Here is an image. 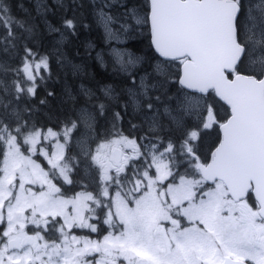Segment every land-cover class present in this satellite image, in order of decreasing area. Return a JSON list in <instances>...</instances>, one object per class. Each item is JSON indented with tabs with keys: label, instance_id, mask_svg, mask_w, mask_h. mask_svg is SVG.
I'll use <instances>...</instances> for the list:
<instances>
[{
	"label": "snow or ice",
	"instance_id": "obj_1",
	"mask_svg": "<svg viewBox=\"0 0 264 264\" xmlns=\"http://www.w3.org/2000/svg\"><path fill=\"white\" fill-rule=\"evenodd\" d=\"M56 7L64 9L63 0ZM67 7L79 5L73 0ZM104 7L97 18L110 39L146 28L162 58L137 82L129 70L139 58L117 52L131 87L98 89L104 100H122L124 111L143 114L150 135L140 140L147 143L118 131L93 153L81 141L85 163L97 170V190L66 196L58 181L72 184L76 167L66 147L81 124L92 132L105 104L93 109L95 116L81 109L60 132L30 124L19 101L36 94V73L48 64L46 58L34 63L25 47L17 79L0 82V264H264V0L247 10L244 0H144L139 7L125 4L118 18ZM48 11L37 4L38 13ZM0 26L5 56L24 38L19 30H34L14 19L4 0ZM79 26L72 14L63 18V31L49 30L63 39ZM170 83L180 85L175 97L168 96ZM82 93L96 99L92 89ZM215 129L218 142L202 158V142ZM49 138L56 140L51 153L40 147ZM37 153L48 170L33 159ZM98 211L111 229L102 240L72 234L74 228L98 233Z\"/></svg>",
	"mask_w": 264,
	"mask_h": 264
},
{
	"label": "trees",
	"instance_id": "obj_2",
	"mask_svg": "<svg viewBox=\"0 0 264 264\" xmlns=\"http://www.w3.org/2000/svg\"><path fill=\"white\" fill-rule=\"evenodd\" d=\"M36 1H43V4L48 6L49 11L46 14L43 12L38 13ZM98 1L101 2V0H74V3L79 5V7L69 11L67 6L73 3V0H63L64 9L56 7L61 0H4L10 9V15L16 20L28 21L34 25V30L31 33H23L22 29L19 30V34L24 38L15 41L16 49L10 51L7 56L0 51V60L8 64L6 75L3 74L2 76L6 80L7 78L9 80L17 79L14 70L22 67L25 47L32 49L35 54L31 58L34 63H38L41 58L47 59L48 67L41 68L36 73V94L34 96H24L19 101L21 109L29 110L24 113L25 118L36 128L62 130L68 121L77 120L81 109L93 111L99 104L108 103L105 106V113L97 116L93 121L94 128L90 134L83 124H81L83 129L80 126V136L82 139H87L89 144L93 141H102L105 138H109L118 131L124 135L135 136L142 132L143 126H146L138 110H135L138 111L137 113L130 108L124 111L122 100L118 101L117 104H110L111 102L104 100L98 91L99 87L104 84L112 85L117 91H123L126 90L127 85L130 83L128 76L114 69L113 62L108 55L103 60V64L97 59L98 52L96 50L107 47L102 26L96 15L97 6H99ZM129 1L140 2V6L144 3V0ZM41 2H38V4H42ZM72 14H75L80 22L75 34H66L62 39L59 32L49 30V25H51L63 31L61 27L63 18L65 15ZM3 35H5L4 28L0 26V38ZM127 44L133 50L142 53L143 57L146 58L141 69H148V67L152 66L153 60L159 63L162 62L150 46L146 28L143 33L134 35L127 40ZM61 56L70 59L69 64L64 65L65 67H61L62 62L60 61L62 60H59ZM106 62L107 65L112 66L111 69L104 68L103 65ZM61 69L64 70L62 71ZM152 71H146V73H151ZM85 75L93 82L92 84L84 78ZM76 84L81 86V88L76 89ZM85 87L93 90L96 99H90L83 95L82 89ZM168 89V96L171 97V94L179 90L180 86L178 83H170ZM161 99L164 100L165 98L161 97ZM207 100L208 103L214 102L213 97H208ZM86 106L88 107L87 109ZM217 107L220 115L223 116L226 107L221 102L217 104ZM108 110L110 111L108 112ZM122 111L125 114H129L125 118L121 116L122 119L115 121L117 129L114 132L105 133L100 130L98 125L101 121L106 126H109L110 123L114 122L113 113L120 112L123 114ZM93 115L95 116L94 111ZM218 134V129L209 130V134L205 136L202 142L205 146L202 147V150L206 148L203 152H206L217 141ZM66 157L76 163L73 172L80 179L86 181L90 168L85 163L86 158L82 150L79 149L77 151L76 147L69 141ZM88 163H90V160ZM84 186L80 185V189H86L89 185H86L87 187ZM89 187L92 186L90 185Z\"/></svg>",
	"mask_w": 264,
	"mask_h": 264
},
{
	"label": "rangeland",
	"instance_id": "obj_3",
	"mask_svg": "<svg viewBox=\"0 0 264 264\" xmlns=\"http://www.w3.org/2000/svg\"><path fill=\"white\" fill-rule=\"evenodd\" d=\"M37 2V4H38V2H41V1H36ZM103 2H105V4H104V10L105 11H107L110 15H112L113 17H121V15L124 13V11H125V8H124V5L125 4H127V6L129 7V8H131V7H133V6H137V7H139L140 6V2H136V1H129V0H101V2H99L98 1V3H99V6H101V4H103ZM42 4H43V1L41 2ZM252 3H254L253 1L250 3V4H247V5H251ZM110 5V6H109ZM97 11H98V6H97ZM97 11H96V15H97ZM100 22V21H99ZM100 24H101V26H102V28H103V33H104V36H105V38H106V41H105V44H106V46L107 47H104V48H101V49H98V55L100 56V57H102L103 58V60L106 58V56L108 55V56H110V51H111V49L113 48V45H115L114 46V48H113V53H114V55H115V57H113V58H111V60H112V62H113V67H114V69L115 70H117L118 72H121V71H119L118 70V65L116 64V53L117 52H119V53H122V54H131V55H133V56H135V57H138L139 58V63H137L136 65H135V67L137 66V65H139V64H141V62H143V60L145 59L143 56V54H140V53H138L137 51H134L133 49H131L130 47H128V46H130V45H128V46H126V44H125V42H124V40H129L130 38H132L134 35H138L139 33H143V30L142 29H136V31H134V32H128V33H123V34H120L119 35V38L118 39H110L107 35H106V32H105V28H104V25L100 22ZM77 58V57H76ZM59 60H62V61H60V62H62V64H61V67H65L66 65H68L69 64V62H70V59L69 58H64V57H59ZM159 62H157L156 61V64H158ZM8 65L7 64V62H2L1 60H0V68H3V66L4 65ZM65 65V66H64ZM104 68L105 69H107V68H109V69H111V65H107V62L106 63H104ZM134 67V68H135ZM133 69V68H132ZM132 69H130L129 71H132ZM62 71L64 70V69H61ZM121 73H125V72H121ZM3 74H5L6 75V72L3 70V69H0V79H1V82H5V83H7V84H11L12 82H10V81H13V80H15V79H12V80H9L8 78H7V80L5 79V78H3L2 76H3ZM143 75H145V73L144 74H140L137 78H136V80H137V82H139V78L141 77V76H143ZM84 78H86V80L89 82V83H93V82H91V80L85 75L84 76ZM2 84H0V89H2ZM99 87V86H98ZM129 87H131V85H129L127 88H129ZM76 89H78V88H81V86H79L78 84H76V87H75ZM100 88V87H99ZM126 88V89H127ZM81 91V90H80ZM122 90H120V91H118V92H121ZM100 93V92H99ZM177 93H178V90H176L174 93H172L171 95V97H175L176 95H177ZM0 94H2V92H0ZM101 94V93H100ZM104 101V100H103ZM111 103L110 104H114V102H118L117 100H115V99H113V100H111L110 101ZM104 104H105V106H107L108 105V103H105L104 102ZM88 107L86 106V109H87ZM131 110H133L132 108H130ZM107 110V109H106ZM110 110H108V112H109ZM134 112H135V110H133ZM123 112V111H122ZM131 113H133V112H131ZM129 113H127V114H125L124 112H123V114H121V116L122 117H124L125 118V116H127ZM142 119H143V121H144V123H146L145 122V118H144V116H143V114H142ZM115 124V121L113 122V123H110V125L109 126H106V124L105 123H103V121H101L100 123H99V128H100V130H102L103 132H106L107 130H110L112 127H113V125ZM81 128L83 129V127L81 126ZM143 128H145V129H149L148 128V125H147V123H146V126H143ZM44 133H47V130H42ZM53 131H55V130H53ZM81 141H83L84 142V145L87 147V149H91V152H95L96 151V149H97V147H98V145L99 144H101V143H103V142H105V141H100L99 143H95L94 145H93V147L92 148H90V144L88 143V141H87V139H82L81 138V136H77V145H78V147L80 148V149H82V144H81ZM60 142L61 143H63V141H62V139L60 140ZM55 144H56V140L54 139V138H49V140H44V141H42V144H41V146L40 147H42V148H44V149H46L49 153H51L52 151H54L55 150ZM36 156V155H35ZM35 156H33V159H35L36 161H37V163H39L38 161H40V158L41 159H43V161L45 162V165L47 166V168H45V170H48V168L50 167L48 164H47V160H46V158L44 157V156H42V155H40L39 153H37V156H39V158L37 159ZM41 164V163H40ZM42 165V164H41ZM142 165V162H140L139 163V166H141ZM43 166V165H42ZM137 167V166H136Z\"/></svg>",
	"mask_w": 264,
	"mask_h": 264
},
{
	"label": "flooded vegetation",
	"instance_id": "obj_4",
	"mask_svg": "<svg viewBox=\"0 0 264 264\" xmlns=\"http://www.w3.org/2000/svg\"><path fill=\"white\" fill-rule=\"evenodd\" d=\"M252 1H253L254 3H252L250 6L247 5V4H250ZM259 2H260V0H244V4H245V8H246V10H247V9H250V8H254ZM200 102L203 103V101H200ZM114 103H115V102H114ZM115 104H117V103H115ZM201 147H205V146L202 144ZM71 178H72V177H71ZM94 181H95V180H94ZM74 183H75V182L73 181L72 184H74ZM58 184H59L60 186L63 187L62 189L64 190L63 192H64V194H65L66 196H72V195H74L75 193L78 192V191L75 190L77 184H74V186H73L72 188L68 187V186H67L68 184L65 183L63 180L60 181ZM94 184H95L96 186H95L94 189H92V192H95V190H97V180L94 182ZM97 215H99L100 218H101V223L98 224V229H99L98 233H92V232H90V230H88V229L74 228V229L71 230V231H72V234H73V235H76V236H78V237H88V238H90V239H92V240H102L103 236L106 235L107 232L110 231L111 229H109V227H108L107 225H105V224L102 223V220H103V214L100 213V212L98 211V212H97ZM93 222H95V221H93ZM28 227H29V234L31 235V234H32L31 229L34 228V226L29 225ZM58 235H59V234L56 233L55 235L51 236L50 238L55 239L56 237H58ZM46 238H49V237H46Z\"/></svg>",
	"mask_w": 264,
	"mask_h": 264
},
{
	"label": "bare ground",
	"instance_id": "obj_5",
	"mask_svg": "<svg viewBox=\"0 0 264 264\" xmlns=\"http://www.w3.org/2000/svg\"><path fill=\"white\" fill-rule=\"evenodd\" d=\"M98 8H99V6H98ZM103 29V28H102ZM106 45V44H105ZM132 49V48H131ZM97 52H98V50H96ZM134 51H136V50H134ZM138 52V51H137ZM138 53H140V52H138ZM140 54H142V53H140ZM146 59V58H145ZM145 59L143 60V62H141V64H139V65H137L135 68H133L132 69V71L131 72H135L136 73V78L140 75V74H144V73H146V71H151V70H153V68H154V66L156 65V61L155 60H153L152 61V66H150V67H148V69H141V67H142V65L145 63ZM119 73H121V72H119ZM121 74H124V75H126V76H128V74L127 73H121ZM132 84V81H131V79H130V83L127 85V87L129 86V85H131ZM115 103H117V102H115ZM121 109H122V107H121ZM120 109V110H121ZM138 111H135V113H137ZM117 129V125L115 124V127L113 126L110 130H107L105 133H107V132H114L115 130ZM142 132H144V133H146V134H150V130L149 129H145V128H143L142 127Z\"/></svg>",
	"mask_w": 264,
	"mask_h": 264
},
{
	"label": "water",
	"instance_id": "obj_6",
	"mask_svg": "<svg viewBox=\"0 0 264 264\" xmlns=\"http://www.w3.org/2000/svg\"><path fill=\"white\" fill-rule=\"evenodd\" d=\"M154 49V48H153ZM156 52V51H155ZM157 53V52H156ZM158 54V53H157ZM159 55V54H158Z\"/></svg>",
	"mask_w": 264,
	"mask_h": 264
}]
</instances>
